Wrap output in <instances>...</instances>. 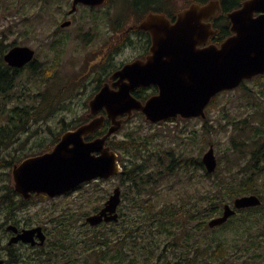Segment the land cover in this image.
Listing matches in <instances>:
<instances>
[{
    "label": "rangeland",
    "instance_id": "1",
    "mask_svg": "<svg viewBox=\"0 0 264 264\" xmlns=\"http://www.w3.org/2000/svg\"><path fill=\"white\" fill-rule=\"evenodd\" d=\"M71 3L72 0H0V33L5 34V38L1 37L0 39L4 40L6 44H25L35 47L39 58L37 65L47 69L51 67L48 83L40 84L38 74L32 75L30 71H25L20 74L17 81L18 85L21 83L22 85L7 95V98L4 95L0 96V127L9 122V114L13 108L25 105L29 106L32 115L36 118L30 116V120L20 126L21 128H33L35 133L41 129L49 131L48 129L51 128V131L56 133L57 130L64 128V125L66 127V124L69 126L75 124L82 120L86 111L85 102L100 80L105 77V74L143 52V40L145 41L146 37L138 32L130 31L129 35L133 38L134 43L121 47L107 60H104V53L113 46L119 36L125 34L116 33V29L112 28L119 18L116 16L120 13L119 11L123 10V14H126L125 5L120 0H108L95 10L81 6L72 17H67ZM183 5L184 2L180 0L172 3V13H177ZM67 19L73 21L72 25L60 27V24ZM134 19L135 16L132 15L129 21L125 20V17L120 18V24L123 22L124 25L126 22L130 24ZM247 86L252 89L261 87L260 83L256 81L248 82ZM27 87L29 90H26ZM149 92H152L151 88ZM33 95H42V97ZM242 96L244 93L241 88L219 95L216 104L207 108L206 120L179 118L150 126L143 119H131L130 123L125 124L116 133L114 140H127L134 135L141 139H150L152 146L158 143L163 148L174 145L181 151H188L193 147L195 156L200 154L203 147L201 158L212 145L218 157V154H223L230 147V136L233 132L232 121L236 120L235 122H237L240 119L242 121L249 117V108L242 102ZM42 102L50 104L49 110H46V106L42 105ZM205 121H207V127L204 128ZM22 137L20 136L21 139ZM35 138L34 135L30 136L28 140L25 138L24 146H22L24 151L19 152L18 155L0 147V159L5 158L11 161L23 159L26 156L25 153L34 147ZM10 140H8V144H10ZM118 154L122 158V163L131 157L127 150L118 151ZM1 164H4L2 160L0 161V195L8 183V180H4L5 173L10 171L7 164H4L7 166L4 168H1ZM234 171L235 174L232 173L231 177L235 180L230 181L231 183L242 182L244 177L248 176L246 174L248 168L235 166ZM204 173L199 174L196 170L193 172L189 170L184 181L187 184L190 182L189 185L192 184L193 191H196L197 187L203 189L208 179ZM119 179L116 176L108 183L94 182L86 185L75 194V202L77 196L83 195L86 202L84 208L90 211L96 205L99 197L103 196L106 191L112 192L118 186L121 180ZM182 180L174 175L162 186L163 190L158 192L162 202L169 198L174 203H178L180 214L172 218L170 223L164 219L165 229L163 232L159 230L158 225L150 231V235L156 240V243L153 253L145 259L151 260L148 262L145 259H138V261L141 264H150L154 259L156 262L159 259V264H168V259H188L189 256H198V259H203L207 264H264V203L261 205V215L257 218L259 222L251 229L241 226L244 224L243 217L245 215L253 216L247 211L238 212L231 221L216 228L208 227V221L211 218L207 219L205 216H196L186 223L188 216L185 215L184 209L188 207L190 199H182L184 196L180 190ZM124 185L126 188L127 184ZM261 189L263 195L259 196L264 200V187ZM233 199L227 197L225 203H232ZM159 200V198L153 199L158 208L162 204ZM49 203V201L33 202L28 206L29 210L20 212L19 215L30 217L34 223H47L48 218L37 219L36 214H42L44 206ZM76 205L79 203L76 202ZM8 213L6 208L0 207V223H3L2 220L8 217ZM136 217H138L136 211L128 210L127 220ZM126 222H123L124 227L128 225ZM0 230L3 231V229ZM75 233L76 239L81 241L88 239L87 229ZM206 247H208V251H206ZM124 249L130 248L125 246ZM216 249L217 258L214 255ZM94 252L97 256L92 259L81 256L80 259H77L78 264H86V262H90L89 264H112L109 260L98 258L103 255L110 257V247L106 250H94ZM67 262L72 264V259H68ZM65 263L66 259L56 264Z\"/></svg>",
    "mask_w": 264,
    "mask_h": 264
},
{
    "label": "water",
    "instance_id": "2",
    "mask_svg": "<svg viewBox=\"0 0 264 264\" xmlns=\"http://www.w3.org/2000/svg\"><path fill=\"white\" fill-rule=\"evenodd\" d=\"M105 2L72 0L69 13L75 12L79 4L100 6ZM221 8V0L193 2L173 21L164 13L150 12L139 24L127 27L126 31L136 27L149 32L152 40L149 54L125 63L112 73L111 81L104 83L88 102L90 120L66 132L52 151L26 158L13 167L15 189L25 197L33 191L57 195L84 182L119 174L123 167L118 153L107 142L122 128L125 116L131 119L139 111L152 123L179 117L205 119L206 107L218 93L264 74V0H245L241 7L228 12L232 34L218 45L209 41L218 32L212 18ZM70 24L71 20H66L61 26ZM34 54L29 46H14L4 59L13 67H23ZM150 85H156L159 90L147 100L133 94L138 88ZM101 110L105 114H99ZM107 119L110 126L106 133L85 140L102 128ZM203 163L210 173L216 170L218 159L212 145L204 153ZM120 194L121 188L117 186L102 211L89 216L87 221L95 225L104 219H118ZM261 204L257 194L238 196L233 205L224 204L222 214L210 219L208 224L220 226L237 210ZM36 231L40 228L27 230L24 237Z\"/></svg>",
    "mask_w": 264,
    "mask_h": 264
},
{
    "label": "trees",
    "instance_id": "3",
    "mask_svg": "<svg viewBox=\"0 0 264 264\" xmlns=\"http://www.w3.org/2000/svg\"><path fill=\"white\" fill-rule=\"evenodd\" d=\"M177 1L178 0H120V2L125 5L126 14H123V10L119 11L120 13L116 15L119 18L116 22V25L112 28L116 29V33L121 32L125 34L118 37L113 46L110 47L109 52H107L105 56L106 58H104V60H107L111 54L117 52L121 47L134 43L133 38H131L129 35L130 31L134 33L138 32L146 37V40H143V52L148 51L151 41L150 34L148 32L139 30L138 28H133L132 30L125 32V29H127L126 27H129L130 24L140 23L149 12H161L165 13L170 18L175 17L176 12L172 13L171 4ZM180 1L184 2L182 7L190 3L188 0ZM195 1L205 3L208 0ZM244 1L245 0H222V9L213 18V24L218 30V33L215 37H212L210 41L220 44L231 34L230 21L227 17V12L240 7ZM131 15L135 16V19L130 24L129 22H126L125 25L124 22L120 24V18L125 17V20L127 19V21H129ZM3 48H5V46H3L0 42V95L7 96L11 92H14V90L19 85H22V83L18 85L17 82L20 77L19 74L21 70L13 68L5 62L3 58ZM121 65L116 66L113 70L120 67ZM48 69H51V67H48ZM112 71H109L105 74V77L100 80L99 84L94 88V91L90 97H92L96 91L99 90L105 80H108L107 78ZM46 72H48V70H46ZM48 78L50 77L48 76ZM252 80H257L260 83V89L249 88L246 85L247 81H244L239 88H241L244 93V96L241 97V99L243 98L242 102L247 105L246 107L254 108L255 111L250 114V118L247 117L242 121L240 119L237 122H235L236 120L232 121L233 132L230 136V147L223 154H218V168L213 173H210L202 162L201 154L204 150L203 147L198 156H195V149L193 147L188 151H181L174 147V164L167 166L160 158L157 159V157L153 155V146L149 144L151 143L149 142L150 139H141L138 136L133 135L130 139L118 141L114 140V136H112L108 143L113 149H116L119 152L121 150H127L131 154L130 164H127L126 171L122 173L126 175L122 176V184H127L126 191L129 193L161 192L163 190L162 186L174 175L179 180H182L184 177L180 183V190L184 194L182 199H190L188 207L184 209L185 215L188 216L186 223L188 220H193L196 216H205L207 219H210L222 214L221 207L223 204H225L227 197L235 198L237 196L246 194L263 195L261 193V187H264V74L254 77ZM26 90H29V87H27ZM156 91L157 87L153 86L152 92ZM230 92L232 91H225L223 94ZM134 94L142 101H145L150 93L147 88H140L136 90ZM219 95L213 98L210 106L216 104V99ZM49 108L50 104H47L46 110H49ZM12 111L15 110L12 109ZM16 111L18 113L13 116H9V122L6 125H3L0 129V136L7 133L6 127L11 126L20 128L18 125L22 126L25 122L29 121L30 116L34 119L36 118V116L32 115V111L29 108H26L25 110L18 109ZM135 118H140L145 121L141 112H135L132 119ZM85 119L86 118L80 120V122ZM131 121L132 120L126 119L125 124H128ZM148 123L150 126H152L150 122ZM109 125L110 121L107 119L103 127L90 136L98 137L103 135L107 132ZM211 128L213 127L211 126ZM91 137H88V139ZM143 151L145 152L143 153ZM160 153L161 155L166 154V152H162L161 149ZM143 155H145L144 159H142ZM224 157L226 158L225 162ZM140 159L143 161V163L140 162ZM242 162H244V164H242ZM223 164L226 165L224 166ZM235 166H238V168L239 166L241 168H248V173H246L248 176L244 177L242 182H230L235 180L231 177L232 173L235 174ZM4 167L7 166L1 164V168ZM189 170H192V172L196 170L199 174H203V172H205L204 174L206 177H208V179L203 189L197 187L196 191H193V187H191L192 184L189 185L190 182L187 184L184 181ZM179 174L182 176H178ZM8 175L9 173H5V181L8 180ZM6 185L8 186L9 184L7 183ZM167 190L170 189L167 188ZM129 198L133 201L137 200L136 197L131 195ZM1 201L3 203L5 202L7 204L6 206H9V204L10 206L16 204V202H14L12 199L1 198ZM142 206L143 205H139V207H136L135 205H132L129 207V210L136 211L138 215H140L142 212ZM174 207L175 211H172L168 202L165 205H161L158 209H155L153 206L145 205V208L148 209L144 210L142 218H145L147 221H145V223L141 222V220L136 221L135 219L137 217L134 219H129L127 229L129 235L127 244H125L123 248H119L120 253L117 255L110 257L103 255L102 259L109 260L112 264H123L126 259H142V255L146 251L153 252L156 240L151 237L150 231H152V229L158 225L159 230L163 232L165 229L164 219H167V221L170 223L172 222V217H176L180 214L178 212V203L175 202ZM135 208H139L140 211ZM261 208L262 206L242 210L240 209L237 211V213L247 211L254 216L245 215L243 217L244 224L241 226H246L247 229L253 228L259 222V219L257 218H259V215H261ZM147 214L149 215L146 217ZM235 215L231 216L227 222L231 221ZM147 222L148 224H146ZM125 246L130 249H127L126 253H123ZM208 250V247H206V251ZM216 253L217 249L214 250L215 256ZM198 258V256L188 257V259ZM89 263L90 262H86V264ZM75 264H78L77 260L75 261Z\"/></svg>",
    "mask_w": 264,
    "mask_h": 264
},
{
    "label": "flooded vegetation",
    "instance_id": "4",
    "mask_svg": "<svg viewBox=\"0 0 264 264\" xmlns=\"http://www.w3.org/2000/svg\"><path fill=\"white\" fill-rule=\"evenodd\" d=\"M81 6H85V5L80 4L78 6V9ZM85 7H89V6H85ZM89 8H98V7H89ZM184 8L186 7H181L180 11L183 10ZM219 12L220 11H218V13ZM74 14L75 12L70 15H68L67 13V17H72ZM258 14L259 13H256L255 15ZM67 20H71V19H67ZM72 22L73 21L71 20L70 25H72ZM60 27H62L61 24ZM1 37L5 38V34L0 33V38ZM0 42L3 46H5V48H3L4 55L14 46H29L25 44H6L2 39H0ZM29 47L35 51L33 59L27 64H25L23 67L17 69L21 70L20 74L25 71H30L32 75L38 74L40 84L48 83L47 81H49L50 79L48 78V76L50 77L51 75V69H47L46 67L37 65L39 64L37 50L33 46H29ZM107 52H109V50H107L104 53V57L106 56ZM147 54H149V48L148 51L142 52L137 57L145 58ZM46 70H48V72L50 73L46 72ZM112 72L109 74L107 78L108 80H105L103 83H106L107 81L108 82L111 81L110 76ZM250 81L258 82L257 80L251 79V80H247L246 85ZM153 86L157 87L156 85H150V86H145L144 88H147L148 91L151 88L153 91ZM157 92H158V87L156 92H149L150 94L148 95V97ZM33 96L39 98L42 97V95L40 96L33 95ZM4 97L7 98L6 96ZM41 104L46 106L48 103L42 102ZM85 106H86V111L82 118V119L86 118L85 120H83L82 122L77 121L75 122V124L71 126L66 124V127L64 125V128L57 130L56 133L51 131V128L48 129L49 131H46L45 129H41L39 132L35 133L33 132L35 131V129L33 128H21L20 125H18L20 128L11 127V126L6 127L7 133L0 136V147L2 149L12 151L14 155H18L19 152L24 151L22 146H24L23 140H25V138L26 140H28L32 135L36 136L33 144L34 147L25 153L26 156H24L23 159H18L16 161H11L5 158L0 159V161L2 160L4 164H7L8 168L10 169V171L8 172L9 185L8 186L6 185V188L2 189L3 193L0 195V207H4L7 209V211H9L8 217L2 220L3 223H0V229H3V231L0 230V264H56L60 261H64L65 259H66L65 264H68L67 262L68 259H72V264H75V261L77 259H80L81 256H86L87 259H92L94 256H97L94 250H99V249L106 250L108 247L111 248L110 256L117 255L118 253H120L119 248H123L128 241V235H129L127 231L128 225L124 227L123 222L124 221L128 222L127 212L129 210V207L132 205L139 207V205L145 204L147 206H153L155 209H158V206L156 205V202H153V199L159 198L160 199L159 201L162 202L161 196L160 197L158 196L159 195L158 192H141V193L127 192L125 185L122 184V180H123L122 176L124 174L113 175L109 178H97L89 182H84L79 186H77L76 188H72L66 192L57 195H50L46 192L37 194L35 191H33L29 197H25L23 193L15 189L13 184L14 178L12 175L13 167L16 164L21 163L26 158L38 156L45 152L52 151L57 146V144L62 140L63 135L66 132L74 130L79 125L90 120L91 118L88 117V113L90 111L88 102H85ZM26 108H29V106L25 105L20 108H13V110L15 111L10 112L9 116H13L17 114L18 112L16 110L18 109L25 110ZM248 108H249V118H250L251 117L250 114L255 110L254 108L251 107ZM99 114H105V111L101 110ZM167 121H174V120H167ZM167 121H162L157 124H162ZM152 125L155 126V124ZM203 126L205 128L206 121L204 122ZM1 128L2 126L0 127V129ZM20 136H23L22 139L20 138ZM91 136L90 135L86 136L85 140L89 141L96 138ZM88 137L91 138L88 139ZM8 140H10V144H8ZM149 142L148 143L152 146V141ZM174 147H175L174 145H169L168 146L169 149L163 148L160 147V144L158 143L157 145L153 146V155H155L157 159L160 158L165 165L167 166L173 165ZM160 149L162 152H166V154L161 155ZM144 152L145 151H143V153ZM144 157L145 155L142 156V159H144ZM118 160L120 165L123 167V173H124L126 171L127 164H130V158L127 161H125V163H122L121 158L118 155ZM140 162L143 163L141 159ZM116 176L121 179V180L119 179L120 181L118 184V186H120L121 188L120 201L117 205V210H116L118 219H111V220L104 219L98 224L95 225L90 224L87 221V218L91 215L99 214L102 211V209L106 205V202L112 196L113 191L112 192L110 190L108 192L106 191L103 196L99 197L98 201L96 202V205H94V207L90 211L84 208L86 202H85V197L83 195L77 196L76 202H78L79 205H76L75 194L78 193L81 189H83L86 185H89L90 183H94V182H97L99 184H101L102 182L108 183ZM130 195L136 197L137 200L135 201L131 200L129 198ZM1 198L12 199L14 202H16V204L12 206H10L9 204V206H6L7 204L5 202L3 203L1 201ZM36 201L50 202L49 204H46L44 206V210L42 214L38 215V213L37 214L35 213L37 219L48 218L49 221L47 223H39V222L34 223L30 217L19 215L20 212L29 210L30 208H28V206ZM167 202L170 205L171 210L175 211L174 202L169 198H167L166 201H163L161 205H165ZM145 205L141 207L142 212L135 219L136 221L144 220L141 221L143 223L147 221L145 218H142L144 210L148 209L145 208ZM78 206L79 209L81 210L80 213ZM135 209L140 211L139 208H135ZM107 215H110V213L108 212ZM80 216H82V218H80ZM146 224H148V222ZM4 226H6V229H4ZM36 228H40V231H36L34 234L28 236L27 238L24 237V234L27 230H33ZM82 229H87L88 232L87 234L88 239L85 241H81L75 238L76 237L75 232L78 231L81 232ZM123 253H126V250H124ZM151 253L153 252L151 251L144 252V254L142 255V259L147 258ZM102 257L103 256H98L99 259H102ZM215 257L217 258V256ZM145 260L150 262L151 259H145ZM157 260L158 261L156 262V260L154 259L150 264H159V259ZM168 260H169L168 264H182V262H184V264H191V263L207 264V262L204 261L203 259H176V260L168 259ZM123 264H141V262L138 261V259H126V261Z\"/></svg>",
    "mask_w": 264,
    "mask_h": 264
}]
</instances>
